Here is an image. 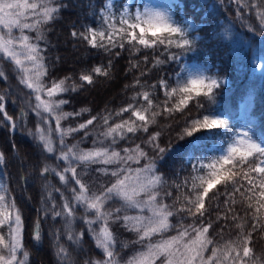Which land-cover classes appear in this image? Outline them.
<instances>
[{"label":"snow or ice","instance_id":"1","mask_svg":"<svg viewBox=\"0 0 264 264\" xmlns=\"http://www.w3.org/2000/svg\"><path fill=\"white\" fill-rule=\"evenodd\" d=\"M232 3L237 6L238 19L243 18L245 10H255L260 29H264V0H232ZM177 6L183 7L179 0ZM66 7L62 0H0V63H10L19 83L29 89L30 95L35 98L32 110L40 117L41 123L37 124L35 132L29 131V135L43 146L44 152L55 154L59 151L55 158L65 164L63 168L59 165L45 166L41 171L42 176L45 173L54 174L61 185L72 193L69 199L60 188H53V191L61 193L63 203L59 206L52 192L48 193V199L52 201L53 219L61 217L64 220L62 235L71 245L80 244L83 233H75L72 224L77 219V209L81 208L84 214L79 219L87 225L96 248L103 254L102 259L88 260L85 264H122L117 249L129 248L130 245L141 247L123 264H248L249 260L253 264H264V258L255 256L250 246L253 233L264 228V135L254 138L250 130L236 128L216 110V89L221 86L216 78L205 75L199 68L185 69L182 66V72L176 73L174 85L170 84L169 79L161 78L158 84L151 86L152 89L163 90L165 100L161 103H154L149 90L136 92L131 97L132 103L99 117L105 126L100 133L103 139L94 140L92 148L79 147L84 137L70 146L65 143V137L74 133L84 131V136H88V127L98 117L93 116L76 127L64 128L62 120L80 116L87 109L75 113L63 112L62 106L68 101L57 97L68 91L76 92L85 84H93V74L108 77L111 69L109 61L107 69L95 66L90 71L82 72L79 83L73 81L69 85L72 77L67 76L51 81L50 86L44 82L48 69L38 42L46 40V26L57 19ZM172 7L169 4L165 8L144 6L133 10L127 0H117L116 3L114 0H104L98 17L100 26H85L83 31H73L71 35L86 42L90 48L108 52L115 48L141 52L162 47L164 53H168L167 61L178 62L185 53L195 50L198 37H193L191 33L198 26L186 18L182 21L174 19L170 11ZM31 32L35 33L34 37L28 34ZM171 49L178 51L170 52ZM144 60L147 62L148 57L145 56ZM165 62L156 58L153 67ZM132 67L139 65L132 64ZM0 78H8L3 69H0ZM137 86H140L139 79L131 85L132 88ZM4 101L5 96L0 95L2 121L15 129L17 124L8 114ZM193 101L198 115L184 120L178 139L192 138L193 153L199 149V141L220 136L223 141L216 149L218 154L209 157L201 153L195 157L192 174L185 178L182 185H175L177 189L186 188L188 194L183 196L182 201L177 197L170 205L165 203V198L171 197L172 193L162 192L167 181L159 173L158 163L165 160L172 149L171 143L168 147H161L158 143L161 133L157 131L149 135L144 143L156 153L153 157L141 144L121 150L113 146L117 145V138L120 141L131 140L140 132L148 133L150 126L155 125L157 118L164 114L169 117L174 113L183 114ZM125 113H130V117L109 124L113 116L122 117ZM50 120H55V129L41 126L48 125ZM53 132L59 139V150L54 146ZM128 134H132V137ZM105 141L110 143L105 144ZM4 163L5 156L0 153V164ZM94 165L99 166L94 171L112 178L107 186L100 185L99 190H93L83 179L86 171ZM238 178L245 180L248 187L238 185ZM72 182L75 186L70 187ZM217 185L225 189L232 185L233 193H226L232 205L237 203L233 198L234 193L240 192L243 196L241 188L250 193L245 197L247 208L252 210L251 230L247 234L246 220L236 224L239 229L236 238L225 240L221 233L220 241H216L210 234L213 223L205 222L203 218L207 212V201L214 198L210 194L218 191ZM254 196L257 199L253 200ZM176 203H180L179 208L175 207ZM117 204L116 207L112 206ZM232 210L229 208V211ZM181 213H186L192 223H185ZM176 216H180V221L173 224L171 218ZM223 219H227V215ZM237 219L242 218L233 217L234 221ZM113 224H119L125 231L134 234L135 239L119 241L112 229ZM5 228L6 234L3 231ZM172 230L176 234L166 236ZM23 231L21 212L7 184L0 182V264H28L29 252L24 247ZM41 240V221L37 219L33 241L38 245ZM56 256L62 264H73L69 248L62 244L57 247Z\"/></svg>","mask_w":264,"mask_h":264},{"label":"trees","instance_id":"2","mask_svg":"<svg viewBox=\"0 0 264 264\" xmlns=\"http://www.w3.org/2000/svg\"><path fill=\"white\" fill-rule=\"evenodd\" d=\"M67 5L58 15L57 19L46 26V40L39 41L43 49L42 55L45 57L48 75L44 82L50 86L51 81L63 77H72L68 82L79 83V76L82 72L90 71L95 66L108 68L111 61V69L108 77L94 75V83L85 84L76 92L68 91L59 94L57 99L68 101L62 106V111L66 113L82 112L80 116H72L67 120H62L64 128L76 127L80 123L93 116L98 119L87 129L89 135L84 136V131L74 133L65 137L67 145L76 144L84 137L79 144L82 149L93 147V141L104 131V125L99 117H103L108 112H116L132 103L131 97L136 92L149 90L152 92L154 103H161L165 100L163 90L152 89V85L158 84L161 78L169 79L170 84L175 83L176 73L182 72L185 64L193 68L200 67L205 75L216 78L221 82V86L216 89L214 107L223 114L224 118L236 128L250 130L255 137L264 135V29H260L259 22L255 18V10L243 13V18L236 16L237 6L232 0H179L183 7L177 6V0L171 1L173 7L170 11L174 19L182 21L191 20L198 26L191 35L198 37L195 42V50L187 52L181 56L180 61H167L168 53H164L161 47L158 50H142L133 52L128 49L115 48L110 52L104 49L90 48L86 42L72 37L73 31H83L85 26L99 27L100 11L104 0H62ZM117 0L114 2L116 3ZM118 7V4H117ZM95 13V14H93ZM254 29L253 30H250ZM35 36L34 32L28 33ZM171 49L170 52H177ZM119 53V55H117ZM163 53V55H162ZM148 57L145 62L144 57ZM156 58L166 62L157 67H153ZM138 63L139 67L133 68L132 64ZM0 69L7 73V79L0 78V95L5 96V106L9 115L17 124L15 129L11 125L2 121L0 114V153L5 156V163L0 164V178L7 184L11 192V197L19 208L23 225V243L29 252L28 264H62L56 256L59 245L69 248L73 264H85V261L92 259H102V252L96 248L95 241L88 232L87 225L82 216L83 209L76 211L77 220L72 226L75 233H83L79 245L71 243L62 235L64 220L61 217L53 219L52 201L48 199V193L52 192L55 202L59 206L63 203L60 200V192L53 191V188H60L69 199L72 193L68 191L54 174L41 171L45 166L60 168L65 166L64 161H57L55 154L43 151V146L29 135V131L35 132L38 123L35 111L32 112L35 98L30 95V90L21 85L12 70L10 63H0ZM143 73V75H142ZM184 74V73H182ZM137 79L140 86L132 88L131 85ZM227 79L228 84L224 85L223 80ZM128 85L129 87H125ZM143 103V101H140ZM175 103V99L173 100ZM171 107V104L168 105ZM130 113H125L122 117L113 116L109 124L120 122V119H127ZM195 101L190 102L188 109L183 114L174 113L172 116L164 114L157 118V123L150 126L148 133L140 132L131 140L120 141L117 138V150L133 144H141L150 157L156 155L151 146L144 143L148 136L154 132L161 133L158 143L161 147H168L169 150L163 162L158 163L159 173L163 174L167 183L162 192H171V197L165 198V203L173 204L177 197L183 200V196L188 194L187 189L181 187L177 189L175 185H182L186 177L192 174V166L195 157L201 153L207 156L216 155L223 137L202 140L198 143L200 147L192 152V138L186 137L181 141L178 133L184 126L186 118L197 116ZM19 117V119H17ZM133 119H135L133 117ZM55 129V120L49 121ZM43 126V124H41ZM45 127V126H44ZM54 146L59 150L61 147L59 139L53 132ZM110 141L105 142V144ZM191 153V155H190ZM98 165L87 170L83 179L92 186L93 190H99L100 185L107 186L111 177H106L94 171ZM238 185L243 184L248 187L247 182L238 178ZM47 186V187H46ZM71 186H75L72 182ZM190 186V185H189ZM218 191L211 193L214 198L207 201V212L203 218L205 222L213 223L210 234L216 241H220L221 233L225 240L236 238L239 229L237 223L242 220L248 221L245 225V234L251 230L252 221L250 219L251 209L247 208L245 197L250 193L241 188L240 192L234 193L235 205L230 203V198L226 193H233L232 185L225 189L222 185H217ZM258 191V190H257ZM257 197H253V200ZM229 201L228 204L225 202ZM113 207L118 206L112 205ZM176 208L180 203H176ZM229 208L233 209L229 211ZM60 210L59 207L56 209ZM134 214V213H129ZM227 215V219L223 217ZM180 216L185 217V223H192V219L186 213ZM180 216L171 218L173 224L180 221ZM242 219L233 220V217ZM221 217V219H217ZM39 219L41 221L42 240L37 245L33 241V228ZM112 229L119 241H132L134 234L125 231L119 224H113ZM4 233H7L5 228ZM60 239L57 240V235ZM175 230L166 234L175 235ZM255 256L264 258V228L253 233V240L250 245ZM140 245L120 249V257L126 261L135 251L140 249ZM248 264H253L249 260Z\"/></svg>","mask_w":264,"mask_h":264},{"label":"rangeland","instance_id":"3","mask_svg":"<svg viewBox=\"0 0 264 264\" xmlns=\"http://www.w3.org/2000/svg\"><path fill=\"white\" fill-rule=\"evenodd\" d=\"M115 1L116 0H114V2ZM171 1H173V0H127V2L130 5H132L133 10H135L137 7H140L142 9L144 6L165 8L171 3ZM174 1H176V0H174ZM185 66H186V69H192L187 64H185ZM195 68H199L202 71V69L200 67L195 66ZM223 83H224V85H227L228 84L227 79H224ZM68 84L71 85L72 83L68 82ZM35 103H36V101L34 102V105H35ZM32 112H33V110H32ZM35 115H37V113H35ZM37 117H38V121H40V117L38 115H37ZM42 127H44V128L51 127L52 129H54V127H52L50 122H49L48 125H43ZM101 139H103V137H101L99 135L96 140L98 141V140H101ZM105 142H107V141H105ZM0 182L5 183L2 178H0ZM76 220H74L73 224L75 223ZM73 224H72V226H73Z\"/></svg>","mask_w":264,"mask_h":264}]
</instances>
